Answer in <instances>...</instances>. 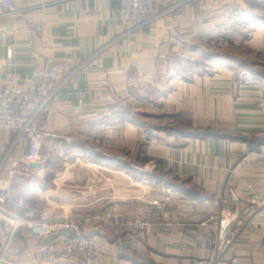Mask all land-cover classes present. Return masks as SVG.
<instances>
[{"label":"crops","instance_id":"1","mask_svg":"<svg viewBox=\"0 0 264 264\" xmlns=\"http://www.w3.org/2000/svg\"><path fill=\"white\" fill-rule=\"evenodd\" d=\"M254 6L194 0L128 35L121 0H15L14 13L0 14V82L12 71L25 85L44 64L63 76L106 47L39 117L48 134L41 167H29L41 183L20 188L22 206L0 204V250L8 243L9 255L23 264H83L65 248L73 232L61 219L68 216L94 239L102 264H196L209 256L213 222L231 211L237 237L223 261L238 256L264 264V227L250 220V197L264 189V159L256 155L264 145V82L240 81L224 50L227 42L239 43L230 34ZM233 9L241 17L228 19ZM249 42L264 52V36L255 33ZM199 55L212 59L210 72L199 70ZM13 140L12 131L0 128V159ZM27 149V142L14 146L5 173L26 165ZM231 186L237 201L228 195ZM167 188L171 225L118 231L90 219L110 205L131 213ZM41 210L56 225L37 238L27 220Z\"/></svg>","mask_w":264,"mask_h":264},{"label":"built area","instance_id":"2","mask_svg":"<svg viewBox=\"0 0 264 264\" xmlns=\"http://www.w3.org/2000/svg\"><path fill=\"white\" fill-rule=\"evenodd\" d=\"M193 1L177 0L172 5L164 7L161 0H121V20L127 27L124 35L141 31ZM15 11V0H0V14ZM105 48L96 50L86 62L63 76L61 70L53 64L36 66L25 85L20 83V78L15 72L6 73L3 82H0V128L12 131L14 140L0 159V204L12 203L22 206L20 188L40 185L41 177L29 167L32 163L41 160L42 142L48 134L38 123V119L73 76ZM8 56L10 58L12 56L11 49L8 51ZM83 105V100H80L77 109H83ZM20 142L28 143L26 165L24 167L13 165L5 173L4 168L10 152ZM256 155L264 159V147ZM164 192L165 196L162 198L143 201L131 213L122 211L117 205H110L90 219L103 229L118 231H143L153 225H171V211L167 197L170 189L167 188ZM227 192L232 200H238L234 187H229ZM250 203L254 207L250 220L264 227V189L253 193ZM61 220L63 221L61 225L73 232L65 240L66 251L72 255H80L83 264H102L103 252L97 247L93 238L78 231L76 219L65 216ZM202 224L206 225L207 221ZM27 225L33 236L42 238L48 236L56 224L46 211L41 210L37 217L27 220ZM213 226L216 234L208 241L209 256L196 264H252L238 256L232 257L227 263L223 261L237 237L235 219L231 211L215 220ZM41 253L47 255L48 250L43 248ZM0 264L23 263L9 255L7 243L0 250Z\"/></svg>","mask_w":264,"mask_h":264},{"label":"rangeland","instance_id":"3","mask_svg":"<svg viewBox=\"0 0 264 264\" xmlns=\"http://www.w3.org/2000/svg\"><path fill=\"white\" fill-rule=\"evenodd\" d=\"M262 2L264 3V0H262ZM230 11L228 12V15H227L228 19H231L235 16L237 19L239 16L241 17V13H239L238 9H233ZM242 18L241 20H243L242 21L243 23L240 24L239 21H236V25H237L236 28L239 31L237 32L235 30L234 32H231L230 34L231 38L238 37L237 39L239 43L234 45L232 42H227L225 44V49H224L226 52L225 57H226V60H228L231 65L235 66L236 71H237L236 72L237 77H239L240 81L252 82V83H259V82L263 83L264 82V52L260 53L256 50H253L251 47L252 45L249 42V40L251 36H253L255 33H259V36H264V4L263 6H259L257 5V2H256L254 6V11L246 13V14H242ZM255 23H258L261 26H263V29L257 31L255 28ZM210 47L212 48L213 46L210 44ZM100 54H98L97 56H99ZM197 59L200 61L199 63L201 64V66L199 67V70H203V71L207 70L205 66L209 65L210 62L212 61V59L205 57L204 55L203 56L199 55ZM261 103L263 102H260L259 104ZM149 121L151 122L150 119ZM263 147L264 145L262 146V148ZM170 192H171V189H170ZM153 199H156V198H153ZM149 200H152V199H149ZM143 201H147V200H143Z\"/></svg>","mask_w":264,"mask_h":264},{"label":"trees","instance_id":"4","mask_svg":"<svg viewBox=\"0 0 264 264\" xmlns=\"http://www.w3.org/2000/svg\"><path fill=\"white\" fill-rule=\"evenodd\" d=\"M259 1H261V0H249L250 4H251L252 6L255 5L256 2L259 3ZM259 4H260L259 6L262 5L261 3H259ZM189 135L203 136V137H205V136H221L220 134L211 133V132H200V133L192 132V133H189ZM227 136H229V135H227ZM227 136H226V137H227Z\"/></svg>","mask_w":264,"mask_h":264},{"label":"water","instance_id":"5","mask_svg":"<svg viewBox=\"0 0 264 264\" xmlns=\"http://www.w3.org/2000/svg\"><path fill=\"white\" fill-rule=\"evenodd\" d=\"M32 167H41V163L36 162L31 164Z\"/></svg>","mask_w":264,"mask_h":264}]
</instances>
